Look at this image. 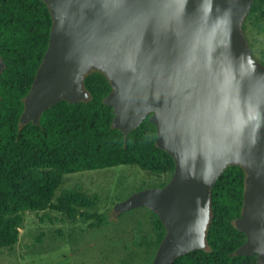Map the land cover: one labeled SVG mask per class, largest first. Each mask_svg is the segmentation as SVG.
Here are the masks:
<instances>
[{"label": "water", "instance_id": "water-1", "mask_svg": "<svg viewBox=\"0 0 264 264\" xmlns=\"http://www.w3.org/2000/svg\"><path fill=\"white\" fill-rule=\"evenodd\" d=\"M42 1L53 23L21 124H38L62 100H90L84 79L103 73L113 127L127 135L149 116L175 162L165 186L114 206L158 216L166 232L152 264L207 248L211 190L228 166L246 174L235 220L246 240L235 254L264 264V65L243 31L253 0Z\"/></svg>", "mask_w": 264, "mask_h": 264}, {"label": "trees", "instance_id": "trees-1", "mask_svg": "<svg viewBox=\"0 0 264 264\" xmlns=\"http://www.w3.org/2000/svg\"><path fill=\"white\" fill-rule=\"evenodd\" d=\"M52 23L42 0H0V57L4 64L0 72V248L16 245L27 211L54 210L71 220L89 221L90 227L109 224L107 214L94 211L95 197L78 189H64L56 195L65 175L137 166L149 174L166 175L165 181L153 185L163 187L175 169L171 155L156 144L157 131L149 116L127 135L113 127V109L104 103L112 88L99 71L84 79L90 100H62L44 111L38 124H21L24 98L48 48ZM250 27L264 32V0H253L244 34ZM247 43L253 56L254 45ZM245 178L240 166H228L222 172L211 190L207 248L190 251L173 264H255L256 255L235 254L246 240L235 226L243 207ZM139 209L152 216L155 256L165 227L151 210Z\"/></svg>", "mask_w": 264, "mask_h": 264}, {"label": "rangeland", "instance_id": "rangeland-1", "mask_svg": "<svg viewBox=\"0 0 264 264\" xmlns=\"http://www.w3.org/2000/svg\"><path fill=\"white\" fill-rule=\"evenodd\" d=\"M244 35L254 45V58L264 62V32L250 27ZM166 179V175L125 165L65 175L56 195L64 189H78L95 197L94 211L107 214L109 224L90 227L89 221L71 220L54 210L27 211L16 245L0 248V264H152L155 228L151 214L139 208L117 214L114 206Z\"/></svg>", "mask_w": 264, "mask_h": 264}]
</instances>
